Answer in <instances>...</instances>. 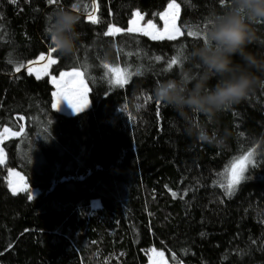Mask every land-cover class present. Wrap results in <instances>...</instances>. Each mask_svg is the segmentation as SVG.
<instances>
[{"label":"trees","instance_id":"obj_1","mask_svg":"<svg viewBox=\"0 0 264 264\" xmlns=\"http://www.w3.org/2000/svg\"><path fill=\"white\" fill-rule=\"evenodd\" d=\"M93 1L0 0V131L20 133L2 143L0 264H146L149 248L172 263L264 264V89L212 121L194 117L210 134L227 130L219 147L187 135L185 119L153 91L188 66L187 58L171 68L168 61L202 43L230 0H177L183 35L175 40L127 31L136 9L162 25L158 13L170 0H97L96 24ZM60 9L80 15L77 51L52 53L56 63L37 78L27 64L50 52L48 28ZM111 24L125 30L105 35ZM256 27L264 33V22ZM251 49L264 53V44ZM105 63L129 69L131 79L115 85ZM74 67L92 104L66 114L51 107V75ZM253 148L254 166L227 194V169ZM10 167L39 193L13 194Z\"/></svg>","mask_w":264,"mask_h":264},{"label":"clouds","instance_id":"obj_2","mask_svg":"<svg viewBox=\"0 0 264 264\" xmlns=\"http://www.w3.org/2000/svg\"><path fill=\"white\" fill-rule=\"evenodd\" d=\"M80 15L60 9L48 28L52 46L62 56L75 55L80 40ZM264 22V0H230L222 14L209 20L203 42L187 53V67L176 78L158 82L154 96L186 121L185 132L196 140L221 146L229 133L210 134L208 121L264 89V53L251 49L264 44V33L256 27ZM215 81V83H212Z\"/></svg>","mask_w":264,"mask_h":264},{"label":"snow or ice","instance_id":"obj_3","mask_svg":"<svg viewBox=\"0 0 264 264\" xmlns=\"http://www.w3.org/2000/svg\"><path fill=\"white\" fill-rule=\"evenodd\" d=\"M13 3L16 2V0H12ZM54 0H49V3H53ZM221 4L226 3V0H220ZM73 8H76V5H73ZM97 6L93 4V9L94 11L96 10ZM180 9V5L176 3V0H171V3L168 4V10H175V12L171 16V27H169V16L170 12L165 11L162 13H158L159 19L164 21V28L160 29L157 27L156 23H154L152 20H148L146 22V25L141 28L138 27V20H143V16L139 11H136L134 13V16L137 19H133L130 21V26L127 28L128 32H141L145 36H150L153 40L156 39H168V40H175L177 38V35H183L181 32L180 28L176 26L175 20H176V15H178ZM93 13L88 14V19L90 20L91 23L96 24L99 23V17L94 15ZM123 31L120 28H115V27H109L108 32L105 33V35H113L116 33H120ZM199 30L198 29H192L189 28L187 35L189 36H196L198 35ZM57 50L55 47L50 48V54L45 57L41 56L40 60H47L49 66L51 64H55L56 60L52 58L51 53H56ZM187 57L184 56V53L180 51L176 56L172 57L168 61V67L171 68L174 65L182 64L183 61ZM156 60H160L161 57H156ZM23 65H20L16 68V71L18 72L20 70V67ZM104 68H106L111 74H112V82L115 85H123L128 82V79L131 75L130 72L126 70V68H121L118 65L113 66L111 64L105 63ZM29 73H32L31 67H29ZM45 74H47L46 69H45ZM83 73L81 71H78L75 69L70 73H61V78L67 76L70 78L75 79L80 86H83L84 80H83ZM37 78H39V74H37ZM56 78L53 77V80ZM70 81H65V87L58 93H54V96L56 97V102L51 104V107L53 109H58L61 101H67L70 107H72L76 112H81L83 111L86 107H88L90 101L85 98V94L87 93L88 89L84 88L83 91H80L79 88L73 87V88H68L66 85ZM59 86V85H58ZM159 103V101H158ZM20 119H23V117H20ZM11 131L10 128L5 127L3 129V134H0V140L3 139L4 134H7ZM19 132H14L12 135H19ZM253 157V152L249 151L247 154L240 155L238 156L229 166L227 169V184H226V193L231 195L233 190L237 188V186L246 179V173L249 172V165L255 164V161L252 159ZM0 163H3L2 157H0ZM15 175H19V173H14ZM24 190V189H21ZM17 189L15 187L12 188L13 194H16ZM175 195V193L173 194ZM153 252H157V250L153 249ZM157 255L160 257L164 256V253L157 252ZM175 260L176 258L173 257Z\"/></svg>","mask_w":264,"mask_h":264},{"label":"rangeland","instance_id":"obj_4","mask_svg":"<svg viewBox=\"0 0 264 264\" xmlns=\"http://www.w3.org/2000/svg\"><path fill=\"white\" fill-rule=\"evenodd\" d=\"M169 3H171V0L168 1L166 7L164 8V10H163L162 12H165L166 10L170 12V16H169V27H171V16H172V14L175 12V10H168V4H169ZM176 3L179 4V2H178L177 0H176ZM93 4H95V5L97 6V8H96L95 11H94V9L92 8V10H91L90 13H93V11H94V15L98 17V1H97V0H94V1H93ZM179 5H180V4H179ZM136 11H139V12L141 13V15L143 16V20H138V24H137V26L143 28V27L146 25V22H147L148 20L145 18V13H144V12H142V11L139 10V9H136V10L134 11V13H135ZM180 11H181V7H180V9H179V13H178V15H176V20H175L176 26H177L178 28H180V26H179V16H180ZM162 12H161V13H162ZM133 19H137V18L133 15V17L131 18V20H133ZM131 20H130V21H131ZM130 21H129V26H128V28H129L130 26H132V25L130 24ZM154 23H155V22H154ZM156 25H157V27L160 28V29H163L164 26H165V25H164V21H162V25H158L157 23H156ZM110 27L120 28V29H122L123 31L125 30V29H123V28H121V27H119V26H117V25H114V24H111ZM180 30H181V28H180ZM123 31H121V32H123ZM181 32H182V30H181ZM116 34H117V33H116ZM178 36H179V34L177 35V37H178ZM49 54H50V52L43 53V54H41L38 58H36V59L31 60L30 62H28V64H27V70L29 69V67H31V69H32V73L35 74L36 76H37V74H39V77L45 75V69H46L47 74H49V73H50V69H51V65H52V64L49 66L47 60H40V57H41L42 55L45 56V57H47ZM51 55H52V53H51ZM52 58L55 59V58L53 57V55H52ZM108 64H111V65H113V66H117L116 64H112V63H108ZM118 66H119V65H118ZM119 67H121V66H119ZM121 68H124V67H121ZM73 70H74V69L65 70V71H62L61 73H70V72H72ZM76 70L81 71L80 69H76ZM126 70H127L128 72L131 73V75H130V77H129V79H128V81H129V80L131 79V76H132L133 73H132L129 69H127V68H126ZM28 71H29V70H28ZM81 72H82V71H81ZM106 72H107V75L109 76V78H110L111 81H112V74H111L107 69H106ZM61 73H60L59 75H51V82L54 84V87H55V89H54V91H53L54 102H56V97L54 96V93H58V92H60V91L65 87V83H64L65 81H70V82L66 85L68 88L76 87V88H79L80 91H83L84 88H87V89H88L87 93L85 94V98H86L87 100L90 101L88 107L85 108V109H88V108L91 106L92 103H91V100H90V97H89V86H88V84H87V82H86V79H85L84 75H83V77H82L83 80H84V84H83V86H80V85L78 84V82H77L75 79H73V78H70V77H67V76L61 78ZM82 73H83V72H82ZM53 77H55L56 79L53 80ZM58 85H59V86H58ZM85 109H84V110H85ZM57 110L62 111V112H64V113H66V114H74V113H77L72 107L69 106V104L67 103V101H61V103H60V105H59V108H58ZM14 132H15V131H12V130H11L9 133L4 134L3 139L0 140V157H2V159H3V163H5V161H6V153H5V150H4L3 146H2V143L4 142V140H6V139L9 138V137H12V136H18V135H12V133H14ZM0 134H3V130L0 131ZM255 150H256L255 148L249 150V151L253 152V157H252L253 160H254V157H255ZM249 151H248V152H249ZM245 154H247V152H246ZM14 173H19V175L17 176V175H15ZM7 179H8V183H9V187H10L11 191H12V188L15 187V188L17 189L16 193H18V192H26V191H28L32 196H35L36 194L39 193V190H38V189H34V188H31V187L29 186V184H28L27 181H26V178H25V177L23 176V174H22L19 170H17L16 168H12V167H10V168L8 169V171H7ZM223 184H224L225 186H226V184H227V171H226V173H225V180H224V183H223ZM21 189H24V190H21ZM233 191H234V190H233ZM98 203H99V200H98V199H95V200L92 202V205L95 206V205H97ZM153 249L157 250V252H161V250H158V249H156V248H149V249H148V262H147L146 264H182V263H172L163 251H162V252L164 253V256H163V257L158 256V255H157V252H153V251H152Z\"/></svg>","mask_w":264,"mask_h":264}]
</instances>
